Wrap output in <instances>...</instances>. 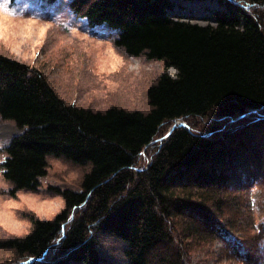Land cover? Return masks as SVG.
Wrapping results in <instances>:
<instances>
[{
	"label": "trees",
	"instance_id": "obj_1",
	"mask_svg": "<svg viewBox=\"0 0 264 264\" xmlns=\"http://www.w3.org/2000/svg\"><path fill=\"white\" fill-rule=\"evenodd\" d=\"M217 1L203 25L174 13L178 0H69L78 18L116 30L127 54L176 70L148 89L149 112L68 104L42 70L0 53V117L20 131L1 164L11 196L39 189L48 156L92 166L81 191L54 188L65 202L54 219L32 216L28 234L0 241L11 264H100L101 232L126 243L129 264H186L189 241H236L223 211L256 150L240 131L264 122V0ZM255 242L236 255L257 264L264 231Z\"/></svg>",
	"mask_w": 264,
	"mask_h": 264
},
{
	"label": "rangeland",
	"instance_id": "obj_2",
	"mask_svg": "<svg viewBox=\"0 0 264 264\" xmlns=\"http://www.w3.org/2000/svg\"><path fill=\"white\" fill-rule=\"evenodd\" d=\"M178 3L174 13L203 25L210 23L211 13L220 8L217 0H178ZM117 38L116 30L93 27L85 18H78L71 11L69 0H0L1 54L42 70L68 104L93 111L115 106L149 112L148 89L164 72L175 75L176 70H166L163 61L150 60L145 55L127 54L124 48L115 45ZM207 123L195 120L194 128L202 131ZM255 129L260 132L253 133L259 136L251 139ZM19 133L13 121L0 117V241L28 234L32 216L54 219L65 208L62 196L54 188L81 191L83 177L92 167L90 163L81 165L48 156V174L40 179L39 189L20 190L13 197L12 185L4 179L1 164L7 156L4 147ZM240 133L244 143L251 142V148L256 150L251 158L247 157L248 152L245 160L241 158L244 170L249 171L234 175L235 185L228 182L227 195L231 199L230 206L224 207L222 224L229 221L228 233L236 241L233 238L189 241L186 264H250L236 253L244 256V245L249 248L255 245L257 235L264 231V122L247 125ZM232 136L237 137L238 133ZM230 139L229 136L227 140ZM149 159L147 154L142 163ZM237 248L241 250L238 252ZM125 249L126 243L116 236L98 234L100 264H129ZM258 252L262 259L257 264H264V243ZM14 257L13 250L0 248V264H11Z\"/></svg>",
	"mask_w": 264,
	"mask_h": 264
},
{
	"label": "bare ground",
	"instance_id": "obj_3",
	"mask_svg": "<svg viewBox=\"0 0 264 264\" xmlns=\"http://www.w3.org/2000/svg\"><path fill=\"white\" fill-rule=\"evenodd\" d=\"M249 107V106H248ZM251 107H253V106H251ZM249 111H251V110H249ZM231 140V139H230ZM208 219V218H207ZM209 223V222H208Z\"/></svg>",
	"mask_w": 264,
	"mask_h": 264
},
{
	"label": "water",
	"instance_id": "obj_4",
	"mask_svg": "<svg viewBox=\"0 0 264 264\" xmlns=\"http://www.w3.org/2000/svg\"><path fill=\"white\" fill-rule=\"evenodd\" d=\"M33 260H35V259H33Z\"/></svg>",
	"mask_w": 264,
	"mask_h": 264
}]
</instances>
